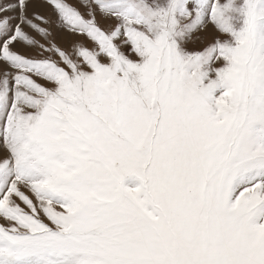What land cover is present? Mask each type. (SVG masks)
<instances>
[{
	"label": "snow or ice",
	"instance_id": "obj_1",
	"mask_svg": "<svg viewBox=\"0 0 264 264\" xmlns=\"http://www.w3.org/2000/svg\"><path fill=\"white\" fill-rule=\"evenodd\" d=\"M0 264H264V0H0Z\"/></svg>",
	"mask_w": 264,
	"mask_h": 264
}]
</instances>
